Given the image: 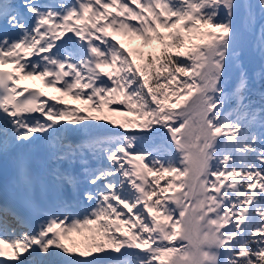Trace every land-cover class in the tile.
Returning <instances> with one entry per match:
<instances>
[{"label": "snow or ice", "instance_id": "6c2138e0", "mask_svg": "<svg viewBox=\"0 0 264 264\" xmlns=\"http://www.w3.org/2000/svg\"><path fill=\"white\" fill-rule=\"evenodd\" d=\"M257 10L264 18V0L0 2V20L16 33L0 38V154H14L12 184L25 208L43 217L35 228L17 233L9 231L7 217L19 214L0 207V264H97L98 257L61 255L71 251L60 242L63 234L82 229L109 237L106 244L118 255H104L116 264H264V105L257 107L248 96L238 47L243 24L264 56ZM159 29L168 30L170 43ZM117 33L145 44L155 39L160 54L141 55L144 62L136 64L132 52L113 42ZM194 37L203 43L193 44ZM169 47L176 51L167 52ZM157 64L150 84L146 69ZM233 65L239 74L230 89ZM17 73L21 79L50 77L46 87L93 102L97 112L123 96L119 103L145 118L140 127L148 129L146 136L166 129L175 150L166 158L159 150L138 148L146 137L113 132L93 122L104 117L48 103L39 90L18 91ZM173 81L184 107L179 99L165 107ZM50 99L63 104L60 97ZM37 141L57 164L60 182V194L44 206L34 201L26 158ZM77 164L93 186L83 193L77 191ZM161 173L175 174L174 180L161 184ZM64 185L73 189L68 196ZM170 188L179 191L166 196ZM81 197L88 202L82 215L74 203Z\"/></svg>", "mask_w": 264, "mask_h": 264}, {"label": "rangeland", "instance_id": "374dc122", "mask_svg": "<svg viewBox=\"0 0 264 264\" xmlns=\"http://www.w3.org/2000/svg\"><path fill=\"white\" fill-rule=\"evenodd\" d=\"M258 15H259V13H257V17H258ZM246 31H248V30H246ZM247 34H249V32H247ZM64 35L65 36L72 35V33L65 32ZM243 36H245V34ZM243 36L239 37V39H238V47H239L240 51H241V49H240L239 45H240V43L243 42V39H242ZM136 37L137 36H128V35L117 33V34H115V41H113V42L119 41L122 44H125L127 46L124 48L131 50L132 49L131 41H132V39H134ZM62 38L63 37H61V39ZM108 39L111 40L112 37L109 36ZM141 42H143V41L141 40ZM145 45L146 44L143 42V46H145ZM241 53H242V55L240 57V60L243 64L244 70L249 75V73L252 71V68H253L252 64L249 63V61L247 59V57L250 55V51H248L245 54L241 51ZM134 57L136 58V56H134ZM105 70L108 71V69H105ZM238 74H239V69H237L233 65V67L231 68V71L229 73V86L230 87L234 86L235 81L237 79L236 77H238ZM193 94H195V93H193ZM69 96H70V102L69 103L71 105L69 108L80 109L86 115H88V112L86 113V111L89 110L90 115H88V116L104 117V119L98 120L99 123H104L106 125H112V126H117V127H119L121 124H124V127L122 128L123 131H128V130H133V129L134 130H143V132L139 133V134H128V135H137V136L146 137L145 139L137 141V147L138 148L159 150L160 155L164 156L166 158L171 156L172 152L169 153V151H168L169 149L175 150V146L171 142V137L168 134L166 129H162L160 132L152 134L151 136H146L148 129L140 127V125H143L145 123V118L137 115L135 110L129 111L126 104L119 103L120 101H122L124 99L123 96H117L113 99L112 103L104 104L101 107L100 111H98V112L95 110V105L93 102H88L84 99H73L71 94L67 95L66 97L69 98ZM177 99L180 100L181 107L186 106L187 101L184 100L183 98H180L179 92H177V95L172 96L169 99V101L165 104V107H167L168 104L176 102ZM190 99H191V97L188 98V100H190ZM89 108H92V110H90ZM110 121L114 122V123H110ZM128 122H131V123H128ZM161 151H163V152H161ZM165 151H168V153ZM90 227L92 228L94 226H90ZM81 235H83V234H81ZM81 235H79L75 231L63 234V239H61L60 242L63 243L66 247H68L71 251L69 253H63L61 250H58V251H61L62 256H68V255H71L75 252L85 251V250L81 249L82 240L79 239V236H81ZM87 252H90V251H87Z\"/></svg>", "mask_w": 264, "mask_h": 264}, {"label": "trees", "instance_id": "16d2710c", "mask_svg": "<svg viewBox=\"0 0 264 264\" xmlns=\"http://www.w3.org/2000/svg\"><path fill=\"white\" fill-rule=\"evenodd\" d=\"M165 30L166 29H159L161 33L165 34L166 42L170 43V40L168 39L166 35L167 32H165ZM182 35H183V32H182ZM199 39L200 38L198 37H194L192 39V43L198 44ZM242 39H243V42L240 43L241 47L243 48L244 53H247L248 51H250V55L247 57V59L249 63L252 64V67H253L250 74L254 82V85L249 86V87L250 89L254 91L255 94H248V96L255 103L257 107H260L264 105V56H262L261 53L257 50V48L254 46V41H253L251 34L246 33V35L243 36ZM131 43H132V46L134 47L133 53L134 55H136L138 64H141L144 62L141 59V55L147 56L150 53L152 55L160 54L161 46L155 41V39H152L145 46H143V42H141V39L139 37L132 39ZM166 51L169 53H174L176 49L169 47L167 48ZM158 67L159 65L157 64L156 67H154L151 70L146 69V71L149 72V83L150 84L152 83V76L155 74L156 68ZM166 75H167L166 72H161L162 77ZM182 79H184V77L180 76L179 80H182ZM161 82L163 83V80ZM177 84H178V81H173L172 86L167 88V96H168L167 101L169 100L170 97L173 96V93H177L179 91V89L177 88ZM161 99H163V96H161ZM153 175L154 174H151L152 178H153ZM160 175L163 177V179H160L161 184H163L165 180H170V181L174 180V176H175V174H170V173H161ZM178 191H179L178 189L170 188L169 191L165 193V195L174 196L177 194ZM128 227L129 226H123L121 228V231L127 232ZM89 228L91 227L89 226ZM75 232H77L79 235L83 234L79 236V239L82 240L81 249L85 251H98L96 249V245H100L102 247V251L100 252L112 250L106 244V241L109 238L107 236H101L94 230H89V229H82L80 231H75ZM110 232H115V228H112ZM115 234L120 235L119 232H116Z\"/></svg>", "mask_w": 264, "mask_h": 264}, {"label": "bare ground", "instance_id": "6f19581e", "mask_svg": "<svg viewBox=\"0 0 264 264\" xmlns=\"http://www.w3.org/2000/svg\"><path fill=\"white\" fill-rule=\"evenodd\" d=\"M27 79L29 81L36 82V84H38V85H43L44 86V89L46 91V97H45L44 100H47L48 103H55V104H57V106H59V105L60 106H67V107H70L71 106L70 103H69L70 102V96H69V98H67L66 96L65 97L64 96H61V94L59 92L55 91V89L46 87L45 84H42L41 79H38V78H31V79L30 78H27ZM53 96L60 97V99L63 101V104L61 105V104H59L58 101L50 99V97H53ZM72 109H75V108H72ZM89 109L92 110V108H89ZM87 112H88V115H90V111L87 110L86 113ZM93 122L94 123H99V121H93ZM62 123H66V121H64Z\"/></svg>", "mask_w": 264, "mask_h": 264}, {"label": "water", "instance_id": "95a60500", "mask_svg": "<svg viewBox=\"0 0 264 264\" xmlns=\"http://www.w3.org/2000/svg\"><path fill=\"white\" fill-rule=\"evenodd\" d=\"M243 30H244V26H243V24H241L240 25V33L243 32Z\"/></svg>", "mask_w": 264, "mask_h": 264}]
</instances>
